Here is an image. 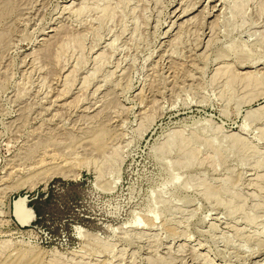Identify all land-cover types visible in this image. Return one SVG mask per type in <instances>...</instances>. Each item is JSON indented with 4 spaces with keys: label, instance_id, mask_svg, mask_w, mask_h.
<instances>
[{
    "label": "rangeland",
    "instance_id": "rangeland-1",
    "mask_svg": "<svg viewBox=\"0 0 264 264\" xmlns=\"http://www.w3.org/2000/svg\"><path fill=\"white\" fill-rule=\"evenodd\" d=\"M0 264H264V0H0Z\"/></svg>",
    "mask_w": 264,
    "mask_h": 264
},
{
    "label": "bare ground",
    "instance_id": "bare-ground-1",
    "mask_svg": "<svg viewBox=\"0 0 264 264\" xmlns=\"http://www.w3.org/2000/svg\"><path fill=\"white\" fill-rule=\"evenodd\" d=\"M252 79V78H251ZM46 159V158H45ZM55 159V158H54ZM42 163V162H41ZM44 163V162H43ZM46 164V163H45ZM51 165V164H50ZM56 167V166H55ZM57 169V168H56ZM59 173V172H58ZM53 174V173H52ZM22 180V179H21ZM26 195L19 196L13 202V213L18 222L24 226L30 225L35 219L32 206L27 203ZM80 228V227H79ZM87 232V231H86ZM96 236V235H95ZM84 238V237H83Z\"/></svg>",
    "mask_w": 264,
    "mask_h": 264
},
{
    "label": "trees",
    "instance_id": "trees-1",
    "mask_svg": "<svg viewBox=\"0 0 264 264\" xmlns=\"http://www.w3.org/2000/svg\"><path fill=\"white\" fill-rule=\"evenodd\" d=\"M56 181H61L63 183H66V180L63 178H56ZM53 190H54V183L51 182L47 194H45V192L41 190H38V193L34 195L30 200L29 205H31L36 212V216H37L35 220L36 222H40L41 219H43L46 212L45 203L51 200ZM43 200L45 201V203H43Z\"/></svg>",
    "mask_w": 264,
    "mask_h": 264
},
{
    "label": "water",
    "instance_id": "water-1",
    "mask_svg": "<svg viewBox=\"0 0 264 264\" xmlns=\"http://www.w3.org/2000/svg\"><path fill=\"white\" fill-rule=\"evenodd\" d=\"M28 196H29V195H27L26 198H28ZM28 201H29V198L27 199V203H28ZM32 208H33V207H32ZM33 210H34V208H33ZM13 214H14V213H13ZM34 214H35V217H37V216H36V212H35V210H34ZM21 226H24V225L21 224ZM27 226H28V225H27Z\"/></svg>",
    "mask_w": 264,
    "mask_h": 264
}]
</instances>
